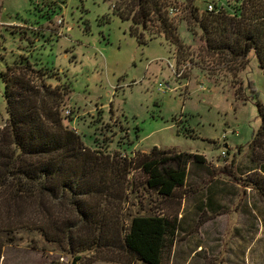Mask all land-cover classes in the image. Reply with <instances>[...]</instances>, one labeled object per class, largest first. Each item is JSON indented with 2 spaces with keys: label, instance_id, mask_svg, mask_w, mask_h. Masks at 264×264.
I'll return each mask as SVG.
<instances>
[{
  "label": "rangeland",
  "instance_id": "obj_1",
  "mask_svg": "<svg viewBox=\"0 0 264 264\" xmlns=\"http://www.w3.org/2000/svg\"><path fill=\"white\" fill-rule=\"evenodd\" d=\"M214 3L227 8L197 0L201 11ZM185 24L182 56L161 36L144 33L141 42L108 0H0V129L8 117L2 74L28 55L52 75L65 124L86 147L127 160L154 147L205 157L173 199L148 190L140 171L129 175L123 220L141 212L179 222L164 264H264V196L245 184L264 189V139L250 146L264 123V71L252 52L220 65ZM111 256L71 253L67 238L31 233L6 245L0 264H125L104 259Z\"/></svg>",
  "mask_w": 264,
  "mask_h": 264
},
{
  "label": "trees",
  "instance_id": "obj_2",
  "mask_svg": "<svg viewBox=\"0 0 264 264\" xmlns=\"http://www.w3.org/2000/svg\"><path fill=\"white\" fill-rule=\"evenodd\" d=\"M108 1L121 18L132 20V31L141 42L144 33L161 36L184 56L179 30L185 22L220 65L244 61L252 52L264 71V0H226L227 8L214 3L213 10L203 11L197 0ZM45 70L37 69L28 55H20L2 74L8 117L0 129V261L6 245L35 233L53 243L67 238L69 252L79 255L113 253L119 257L104 259L164 264L179 222L176 217L141 212L132 213L128 223L123 220L129 175L140 171L148 190L173 199L186 185L190 167L203 165L205 157L154 147L127 160L86 147L65 124L63 97L47 84L52 75ZM262 139L264 123L250 146ZM246 183L264 196L258 181ZM66 209L71 215L64 217Z\"/></svg>",
  "mask_w": 264,
  "mask_h": 264
},
{
  "label": "built area",
  "instance_id": "obj_3",
  "mask_svg": "<svg viewBox=\"0 0 264 264\" xmlns=\"http://www.w3.org/2000/svg\"><path fill=\"white\" fill-rule=\"evenodd\" d=\"M208 8H209V10H213V5L210 4V5L208 6ZM173 11H174V10H173ZM65 113H66V114H69L70 112H69L68 110H66Z\"/></svg>",
  "mask_w": 264,
  "mask_h": 264
}]
</instances>
